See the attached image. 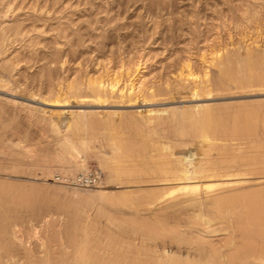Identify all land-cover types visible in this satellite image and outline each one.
I'll use <instances>...</instances> for the list:
<instances>
[{"label": "rangeland", "instance_id": "374dc122", "mask_svg": "<svg viewBox=\"0 0 264 264\" xmlns=\"http://www.w3.org/2000/svg\"><path fill=\"white\" fill-rule=\"evenodd\" d=\"M0 187L31 264H264V0H0Z\"/></svg>", "mask_w": 264, "mask_h": 264}, {"label": "bare ground", "instance_id": "6f19581e", "mask_svg": "<svg viewBox=\"0 0 264 264\" xmlns=\"http://www.w3.org/2000/svg\"><path fill=\"white\" fill-rule=\"evenodd\" d=\"M112 86V88L113 87H115V85H116V83H114V82H112V84H111ZM102 86H104V84H99L98 86H95L94 88H96L97 89V91L99 90V88H102ZM134 87H135V83L134 82H132V85H131V87H129V88H131V91H133V89H134ZM102 90V89H101ZM54 104V103H53ZM248 112H250V110L248 111ZM262 112V111H261ZM251 113V112H250ZM208 114V113H207ZM248 114V113H247ZM252 114V113H251ZM205 116H206V114H204ZM209 115V114H208ZM207 115V116H208ZM203 116V115H202ZM254 116V115H253ZM193 117V116H192ZM209 117H212L211 115L209 116ZM196 118V117H195ZM199 117H197V119H198ZM200 118H202L201 117V115H200ZM205 118H207V117H205ZM185 119V118H184ZM194 119V118H193ZM192 119V120H193ZM196 119V120H197ZM204 119V118H203ZM203 119H201L202 120V122H203ZM198 120H200V119H198ZM197 120V121H198ZM209 120V119H208ZM212 120V119H211ZM187 121V120H186ZM197 121H194L193 123H197ZM205 121H206V119H205ZM230 121H231V119H230ZM244 121V120H243ZM254 121V120H253ZM199 122V121H198ZM201 122V124H204V123H202ZM208 122V121H207ZM248 122V121H247ZM86 123V122H85ZM183 123V122H182ZM191 123H192V121H191ZM190 123V121H189V124H191ZM192 123V124H193ZM196 123L194 124L195 126H196ZM200 123V122H199ZM198 123V124H199ZM209 123V122H208ZM214 123V122H213ZM249 123V122H248ZM185 124V123H184ZM197 124V125H198ZM244 124H246L245 122H244ZM253 124V123H252ZM80 125V124H79ZM206 125V124H205ZM205 125H202V127L204 126V127H206ZM208 125V124H207ZM78 126V125H77ZM193 127V125H190V127ZM199 126H201L200 124H199ZM231 126V125H230ZM68 127V126H67ZM183 127V126H182ZM192 127H191V129L190 128H188V129H190V130H192ZM203 127V128H204ZM243 127V126H242ZM252 127V126H251ZM69 128V127H68ZM184 128V127H183ZM194 128H196V127H194ZM194 128H193V130H194ZM197 128H198V126H197ZM197 128L195 129V132H197L198 130H197ZM202 128V129H203ZM185 129V128H184ZM187 129V130H188ZM209 129V128H208ZM65 130V129H64ZM200 130V129H199ZM205 130H206V128H205ZM210 130L212 131V126H210ZM209 130V131H210ZM68 131V130H67ZM202 132H203V130H202ZM207 133H208V131H207ZM202 134V133H201ZM192 135V134H191ZM197 135H198V132H197ZM205 135V134H204ZM210 136V134H207V136ZM203 136V135H202ZM199 137V136H198ZM202 139V138H201ZM257 149H258V147H257ZM263 152V151H262ZM185 157V156H184ZM249 158V157H248ZM255 158V157H254ZM245 159H247V158H245ZM225 162V161H224ZM238 162H240V161H238ZM192 163V162H191ZM195 165L194 164H192V166L189 164V162L187 163V162H183L182 163V165H181V168L186 172V173H189V171H191L192 173L194 172V174L196 173H204V171H206L207 170V167L202 163V162H197L196 160H195ZM246 163V162H245ZM247 164V163H246ZM211 165V164H210ZM213 166V165H212ZM218 166V165H217ZM226 167H227V165H225ZM210 167V166H209ZM115 168V167H114ZM218 168V167H217ZM164 170V169H163ZM176 170V169H175ZM177 171V170H176ZM179 171H180V169H179ZM183 171V172H184ZM165 172V171H164ZM184 172V173H185ZM177 173V172H176ZM263 173V172H262ZM260 174V173H259ZM186 175H188V174H186ZM226 175V174H225ZM182 176V175H181ZM185 176V175H184ZM231 176V175H230ZM232 177V176H231ZM181 178V177H180ZM184 178V177H183ZM192 177H190V179H191ZM196 177H194L193 179H195ZM179 179V178H178ZM187 179H189V178H187ZM259 180V179H258ZM257 180V181H258ZM229 182V181H228ZM240 182V181H239ZM242 182V181H241ZM98 183V182H97ZM185 183V182H184ZM212 183H214V182H212ZM230 183V182H229ZM232 183V182H231ZM93 184H96V183H93ZM221 184V183H220ZM223 184H225V185H221V186H219L216 190H220V189H223V188H226V187H228V186H230L231 184H229L228 185V183H227V185H226V182H224ZM235 184V183H234ZM234 184H232V185H234ZM204 185H206V184H204ZM214 185H216L215 183H214ZM231 185V186H232ZM207 186H213V184H208ZM179 187H181V186H179ZM184 187H185V185H184ZM198 187H199V183L198 184H195V185H190L189 184V186H187V190H188V193H193V192H196V190L198 189ZM209 187H207V189L209 188ZM214 187V186H213ZM213 187H211V188H213ZM261 187V186H260ZM182 188V187H181ZM200 189V188H199ZM210 189V188H209ZM208 189V190H209ZM179 190H181V189H179ZM189 190L191 191V192H189ZM204 190V189H203ZM212 190V189H211ZM183 191V190H182ZM185 192H187V191H185ZM184 192V193H185ZM206 192V191H205ZM197 193V194H196ZM195 193V195H198V193H199V191L197 190V192ZM186 194V193H185ZM260 194V193H259ZM263 195H264V193H262ZM194 195V196H195ZM262 195V196H263ZM214 196V195H213ZM258 196V195H257ZM197 197V196H196ZM193 198V197H192ZM260 198V197H259ZM138 199V198H137ZM203 199V198H202ZM212 199V198H211ZM217 199V198H216ZM8 200H10V195H9V192L6 190V188H3V187H0V237H4V236H6V235H8V234H10L11 235V238H9L10 240H8V245L6 246L7 247V254H8V259H13V258H15L16 257V255H17V257L19 256V255H21V258L22 257H24V258H26L25 260H28V261H30L28 264H31V260H29L30 258H33V257H30V252L31 251H27V250H29L30 249V247H27V245L25 246V247H27V248H29V249H27V248H24L23 247V245H24V243H23V241L22 242H20L19 241V239L18 240H16L15 239V237L14 236H16V228H14V225H15V218H16V216H15V211H16V209L18 208V207H20V208H22V209H24V208H27V207H29V206H32V205H34V203L33 202H31L30 200H24V199H22L20 196H16V197H14V198H12V201H11V203H13L14 204V208H13V206H10V207H7L5 204L8 202ZM159 200V199H158ZM197 200H198V198H197ZM214 200V199H213ZM34 201V200H33ZM128 201V200H127ZM194 201H195V199H194ZM200 201V200H199ZM203 201V200H202ZM220 201V200H219ZM228 201V200H227ZM261 201H264V200H256V201H252V207H253V219H254V221H255V225H258V226H261V227H264V203H262ZM5 202V203H4ZM10 202V201H9ZM159 202V201H158ZM176 202V201H175ZM222 202V201H221ZM136 203V202H135ZM205 203V202H204ZM224 203V202H223ZM215 204V203H214ZM194 205H195V203H194ZM205 205V204H204ZM170 206V205H169ZM196 206V205H195ZM12 207V208H11ZM198 207V206H197ZM199 208V207H198ZM244 208V207H243ZM246 208H247V206H246ZM6 210V211H5ZM21 210V209H20ZM138 210V209H137ZM164 210V209H163ZM244 210V209H243ZM26 211V210H25ZM242 211V210H241ZM5 212H9V213H7L6 214V216H7V219L5 218L6 216H4L5 214ZM27 212V211H26ZM239 212V211H238ZM237 212V213H238ZM244 212V211H243ZM162 213V212H161ZM242 213V212H241ZM157 214V213H156ZM160 214V213H159ZM165 214V213H164ZM141 215V214H140ZM158 215V214H157ZM164 216H166V215H164ZM175 217V216H174ZM206 217V216H205ZM247 217V216H246ZM245 217V218H246ZM21 218H22V216H21ZM132 218V217H131ZM146 218V217H145ZM149 217H147L146 218V222L145 221H143L142 219L140 220L141 222H143V224H144V226H146L145 225V223H151V221L148 219ZM159 218V217H158ZM163 218V217H162ZM173 218V217H172ZM138 219V218H137ZM161 219V218H160ZM174 219V218H173ZM247 219V218H246ZM250 219V218H249ZM149 220V222H147ZM202 220V219H201ZM207 220V219H206ZM243 220V219H242ZM114 221V220H113ZM124 221V220H123ZM125 221H127V220H125ZM154 221H155V219H154ZM156 221H158V220H156ZM155 221V222H156ZM196 221V220H195ZM200 221V220H199ZM129 221H127V223H128ZM131 222V221H130ZM129 222V223H130ZM145 222V223H144ZM160 222V221H159ZM174 222H176L175 220H174ZM190 222H191V220H190ZM203 222V221H202ZM27 223V222H26ZM128 223V225H130ZM153 224L152 225H156L154 222H152ZM171 223V222H170ZM197 223V222H196ZM16 224H17V222H16ZM117 224V223H116ZM163 225H164V223H162ZM161 223H160V225H162ZM168 224V223H167ZM202 224V223H201ZM118 225V224H117ZM127 225V224H126ZM140 225H141V223H140ZM150 225V228L152 227V225L151 224H149ZM160 225H158V226H160ZM162 225V227H164ZM192 225V224H191ZM190 225V226H191ZM194 225V224H193ZM192 225V226H193ZM17 226V225H16ZM124 227H125V224L123 225ZM144 226H140V227H144ZM167 226V225H166ZM195 226V225H194ZM59 227V226H58ZM127 227V226H126ZM146 227H148V226H146ZM156 227V226H155ZM172 227V226H171ZM178 227H180V226H178ZM130 228V227H129ZM149 228V229H150ZM191 228V227H190ZM196 228H198L197 227V225H196ZM255 228V227H254ZM259 228V227H258ZM128 229V228H127ZM126 229V230H127ZM132 229V228H131ZM130 229V230H131ZM134 229V228H133ZM148 229V228H147ZM156 229L157 228H154V230H153V227H152V229L151 230H153L154 232L156 231ZM160 229V228H159ZM192 229H193V227H192ZM200 229V228H199ZM19 230V229H18ZM17 230V232H19ZM79 230V229H78ZM151 230H150V232H151ZM158 230V229H157ZM170 230V229H169ZM180 230V229H179ZM183 230V229H182ZM210 230V229H209ZM143 231V230H142ZM141 231V233H144V232H142ZM152 231V234L154 233ZM188 231V230H187ZM186 231V232H187ZM258 231V230H257ZM256 231V232H257ZM55 232V231H54ZM60 232V231H59ZM82 232H83V230H82ZM159 232V231H158ZM170 232V231H169ZM168 232V233H169ZM23 233V232H22ZM21 233V234H22ZM56 233V232H55ZM58 233V232H57ZM84 233V232H83ZM98 233V232H97ZM149 232L147 231V234H148ZM187 233H189V234H191L189 231L187 232ZM15 234V235H14ZM48 234V233H47ZM146 234V233H145ZM146 234V235H147ZM150 234V233H149ZM156 234H158V233H156ZM155 234V235H156ZM17 235H19V233L17 234ZM56 235V234H55ZM70 235V234H69ZM69 235H67L66 237H67V240H68V236ZM83 235V234H82ZM88 235V237H89V234H87ZM91 235V234H90ZM97 235V234H96ZM100 235V234H99ZM112 235V234H111ZM130 235V234H129ZM169 235V234H168ZM188 235V234H187ZM249 235V234H248ZM21 236V235H20ZM54 236V235H53ZM86 236V235H85ZM258 236V235H257ZM56 237V236H55ZM87 237V238H88ZM144 237V236H143ZM153 237V236H152ZM192 237V236H191ZM260 237H262V241H263V243H262V245H261V247H260V250H261V252H260V254L259 255H257V259H259V262L258 263H260V261L262 262V261H264V230H262L261 231V235H260ZM8 238V237H7ZM21 238V237H20ZM52 238V237H51ZM86 238V237H85ZM84 238V239H85ZM92 238V237H91ZM91 238H89V239H91ZM98 238V237H97ZM109 238V237H108ZM145 238H146V236H145ZM164 238V237H163ZM168 238V237H167ZM166 238V239H167ZM22 239V238H21ZM45 239V238H44ZM55 239V238H54ZM53 239V240H54ZM57 239V238H56ZM134 239V238H133ZM149 239V238H148ZM180 239V238H179ZM187 239H189V238H187ZM254 239V238H253ZM2 240V239H1ZM0 240V241H1ZM5 240V239H4ZM23 240V239H22ZM63 240V239H62ZM60 241V242H63V241ZM88 240V239H87ZM156 240V239H155ZM171 241L173 240V239H170ZM101 240H99V242H100ZM120 241H122V240H120ZM145 241V240H144ZM147 241V240H146ZM149 241V240H148ZM181 241H182V239H181ZM180 241V242H181ZM196 241L198 242L199 241V239H196ZM206 241V240H205ZM261 241V240H260ZM3 242V241H2ZM25 242V241H24ZM49 242V241H48ZM88 242V241H87ZM90 242V241H89ZM118 242V241H117ZM184 242V241H183ZM5 243H6V240H5ZM22 243H23V245H22ZM50 243V242H49ZM83 243V242H82ZM130 243V242H129ZM142 243V242H141ZM174 243V242H173ZM193 243V242H192ZM204 243V242H203ZM207 243V242H206ZM217 243V242H216ZM1 244V243H0ZM51 244H52V242H51ZM57 244V243H56ZM71 244V243H70ZM99 244V243H98ZM170 244H172V243H170ZM181 244V243H180ZM201 244H202V242H201ZM39 245V244H38ZM43 245V244H42ZM45 245H47L46 243H45ZM61 245V244H60ZM94 245V244H93ZM209 245H212V244H209ZM1 246H2V244L0 245V248H1ZM52 246V245H51ZM56 246V245H55ZM72 246V245H71ZM80 246V245H79ZM88 246V245H87ZM100 246V245H99ZM99 246H98V248H99ZM194 246V245H193ZM5 247V246H4ZM61 247V246H60ZM60 247H59V249H60ZM68 247H70L69 245H68ZM93 247V246H92ZM196 247H198V246H196ZM202 247L203 246H201V250H202ZM206 247V246H205ZM204 247V248H205ZM213 247V246H212ZM212 247H210V250L209 251H213V249H212ZM214 247H216V248H218L215 244H214ZM44 248H45V246H44ZM71 248V247H70ZM79 248V247H78ZM81 246H80V251H81ZM84 248V247H83ZM94 248V247H93ZM92 248V249H93ZM130 248V247H129ZM138 248H139V246H138ZM145 248V247H144ZM46 249V248H45ZM49 249V248H48ZM53 249V248H52ZM62 249V248H61ZM63 249H65V247L63 248ZM69 249V248H68ZM72 249V248H71ZM113 249H115V248H112V250ZM141 249V248H140ZM195 249V248H194ZM198 249V248H197ZM206 249H207V247H206ZM212 249V250H211ZM246 249H247V247H246ZM13 250H16L17 251V253L16 254H13L14 252H13ZM31 250H33V249H31ZM51 250V249H50ZM57 250V249H56ZM84 250H86V249H84ZM94 250V249H93ZM205 250V249H204ZM208 250V249H207ZM218 250V249H217ZM217 250H215V251H217ZM222 251H223V249H221ZM220 250V251H221ZM9 251L11 252V253H9ZM53 251V250H52ZM64 251V250H63ZM68 251V250H67ZM79 251V250H78ZM78 251H77V253H75V255H77L78 254ZM97 251V250H96ZM99 251V250H98ZM114 251V250H113ZM123 251V250H122ZM122 251H120L121 252V254H122ZM214 251V252H215ZM225 252H226V250H224ZM13 252V253H12ZM112 252V251H111ZM124 252V251H123ZM133 252V251H132ZM148 252V251H147ZM151 252V251H150ZM156 252V251H155ZM208 252V251H207ZM224 252V253H225ZM1 253L3 254V251H1ZM4 253H5V248H4ZM43 253H45V251L43 252ZM60 253V252H59ZM80 253H82V252H80ZM84 253V252H83ZM94 254H95V252H93ZM97 253V252H96ZM107 253H108V251H107ZM107 253H105V257H106V254ZM117 253H119V252H117ZM125 253H126V251H125ZM124 253V254H125ZM209 253H211L210 255L212 256V258L214 257V255H216L217 254V252H215L216 254H214V253H212V252H209ZM222 253V252H221ZM221 253H220V255L219 254H217L219 257H222V255H221ZM49 254V253H48ZM52 254V253H51ZM50 254V255H51ZM70 254V253H69ZM110 254V253H109ZM108 254V255H109ZM129 255H130V253H128ZM200 254V253H199ZM207 254V253H206ZM32 255V254H31ZM34 255V254H33ZM32 255V256H33ZM44 255V254H43ZM60 255H61V253H60ZM66 255V254H65ZM74 255V256H75ZM82 255V254H81ZM80 254L78 255L79 256V258L80 259H77V260H79L78 262H80V260H81V258L83 257V255L81 256ZM86 255H88V254H86ZM126 255V254H125ZM147 255H149V254H147ZM198 255V254H197ZM209 255V254H208ZM226 255H228V254H226ZM4 256V255H3ZM5 256L7 257V255L5 254ZM57 256H58V254H57ZM73 256V257H74ZM90 256V255H89ZM89 256H87V257H89ZM98 256H99V254H98ZM97 256V257H98ZM110 256V255H109ZM118 257H121L120 258V260L122 259V257H125V256H120L119 254L117 255ZM117 256H115V257H117ZM153 256V255H152ZM210 256V257H211ZM232 256L234 257V255L232 254ZM231 256V257H232ZM243 256V255H242ZM251 256H252V254L251 255H249V257L248 256H246V254L244 255V257H243V259L245 258V259H250L251 258ZM2 257V256H1ZM0 257V258H1ZM5 257V258H6ZM47 257V256H46ZM52 257V256H51ZM55 257V256H54ZM69 257H70V255H69ZM72 257V256H71ZM72 257V258H73ZM91 257H92V255H91ZM100 257V256H99ZM118 257L116 258V259H118ZM130 257V256H129ZM129 257H125V258H129ZM141 257H143V256H141ZM150 257V256H149ZM172 257V256H171ZM174 257V256H173ZM182 257V256H181ZM198 257V256H197ZM49 258V257H48ZM53 258V257H52ZM56 258V257H55ZM58 258V257H57ZM61 258V257H60ZM85 258V259H84ZM84 261H85V263H86V256H85V253H84ZM93 258V257H92ZM92 258H88L89 260H91ZM102 258V257H101ZM104 258V257H103ZM144 258H145V256H144ZM148 258V257H147ZM175 258V257H174ZM180 258V257H179ZM199 258V257H198ZM215 259L216 258H218V257H214ZM213 258V259H214ZM226 258H228V257H226L225 256V259ZM16 259V258H15ZM34 259V258H33ZM54 259V258H53ZM68 259V258H67ZM75 259H76V257H75ZM110 259V258H109ZM131 258H129V260H130ZM133 259H136V257L135 258H133ZM138 259H140V258H138ZM146 259V258H145ZM144 259V261H145V264H149V262H150V264H152L151 262H153L152 261V259L153 258H150L151 260H149V262L147 263V259L145 260ZM155 259V258H154ZM157 259V261H159L160 259L159 258H156ZM159 259V260H158ZM164 259H166V260H168L167 258H165L164 257ZM163 259V260H164ZM177 259V258H176ZM209 259V258H208ZM208 259H206V260H208ZM212 259V260H213ZM214 259V260H215ZM219 259V258H218ZM220 259H224V257L223 258H220ZM252 259V258H251ZM3 259H0V261H2ZM18 260H19V258H18ZM18 260H15V261H18ZM69 260V259H68ZM74 260V259H73ZM128 260V261H129ZM132 260V259H131ZM131 260H130V262H131ZM162 260V261H163ZM165 260V261H166ZM204 260V259H203ZM237 260V259H236ZM242 260V259H241ZM254 260V259H253ZM5 261V260H4ZM4 261H2L3 263H5ZM24 261V260H23ZM33 261V260H32ZM50 260L48 259V262H49ZM51 261H52V259H51ZM56 261H58V262H61L60 261V259H58V260H56ZM96 261H99L98 259L96 260ZM95 261V262H96ZM103 261H104V259H103ZM139 261H141L139 264H141L142 263V259H140ZM138 261V262H139ZM156 261V260H155ZM161 261V260H160ZM159 261V262H160ZM182 261V260H181ZM186 261V260H185ZM195 261V260H194ZM196 261H197V259H196ZM202 261V260H201ZM208 261H210V260H208ZM225 261V264H227L226 262V260H224ZM231 261H232V259H231ZM249 261V260H248ZM251 261V260H250ZM10 261H8V263H9ZM20 262V261H19ZM18 262V263H19ZM39 262V261H38ZM46 260H44V263H48ZM53 262V261H52ZM57 262V263H58ZM72 262H74V261H72ZM89 262V261H88ZM91 262V261H90ZM115 262V261H114ZM123 262V261H122ZM134 262H137V261H135L134 260ZM169 262H170V260H169ZM178 262V261H177ZM180 262V261H179ZM183 262H184V260H183ZM193 262V261H192ZM191 262V263H192ZM212 262V264H213V261H211ZM214 262H218L217 261V259L214 261ZM219 262H222V261H220L219 260ZM244 262H246V260L244 261ZM7 263V264H8ZM14 263V262H13ZM40 263V262H39ZM55 262H53V263H50V264H54ZM63 263V262H62ZM62 263H58V264H62ZM119 263H121V262H119ZM125 263H127V261H125ZM144 263V262H143ZM142 263V264H143ZM154 263V262H153ZM161 263H164V262H161ZM166 263H167V261H166ZM171 263V262H170ZM169 263V264H170ZM207 263V262H206ZM215 263V264H216ZM230 263V262H229ZM228 263V264H229ZM2 264V263H1ZM11 264H12V261H11ZM15 264V263H14ZM33 264V263H32ZM34 264H36V263H34ZM43 264V263H42ZM56 264V263H55ZM88 264V263H87ZM90 264V263H89ZM92 264H94V263H92ZM95 264H97V262L95 263ZM99 264H101V262L99 263ZM117 264V263H116ZM128 264H131V263H128ZM136 264H138V263H136ZM156 264H158L157 262H156ZM160 264V263H159ZM165 264V263H164ZM172 264V263H171ZM175 264V263H174ZM177 264V263H176ZM181 264V263H180ZM190 264V263H189ZM196 264V263H195ZM198 264H200V263H198ZM201 264H204V263H201ZM217 264H220V263H217ZM250 264H257V263H254V262H250ZM262 264V263H261Z\"/></svg>", "mask_w": 264, "mask_h": 264}, {"label": "built area", "instance_id": "2783aa9c", "mask_svg": "<svg viewBox=\"0 0 264 264\" xmlns=\"http://www.w3.org/2000/svg\"><path fill=\"white\" fill-rule=\"evenodd\" d=\"M100 181V177H97V175L95 174H90V175H86V176H80V178L78 179V182L82 185H91L93 183H97Z\"/></svg>", "mask_w": 264, "mask_h": 264}]
</instances>
